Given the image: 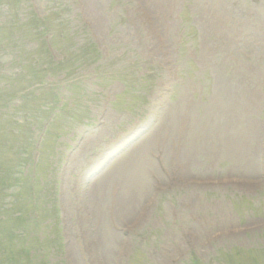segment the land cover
Instances as JSON below:
<instances>
[{
    "label": "rangeland",
    "instance_id": "obj_1",
    "mask_svg": "<svg viewBox=\"0 0 264 264\" xmlns=\"http://www.w3.org/2000/svg\"><path fill=\"white\" fill-rule=\"evenodd\" d=\"M0 264H264V0H0Z\"/></svg>",
    "mask_w": 264,
    "mask_h": 264
},
{
    "label": "trees",
    "instance_id": "obj_2",
    "mask_svg": "<svg viewBox=\"0 0 264 264\" xmlns=\"http://www.w3.org/2000/svg\"><path fill=\"white\" fill-rule=\"evenodd\" d=\"M35 22H36V29H37V31H38V33H39V35L41 36L42 39H43V37H44L46 34H50V35H51L50 31H51V29L54 30V26H53L52 23H50V22L47 20L46 17L43 18V19H42V22L39 23V24H37V20H35ZM53 44H54V43H53ZM55 44H56V43H55ZM55 44H54V45H55ZM54 48H55L57 51H59L57 45L54 46ZM85 49H86V50H85ZM82 50H83V51H80L79 53L74 54V56H75L80 62L84 61V58L87 59L88 56H91V55L94 56V55H96V49H95V47H94L92 44H90V43H89L87 46H85V48H82ZM86 52H87V53H86ZM61 53H62V55H63V58H62V59L59 61V63H58L59 68L63 69L64 65H66L68 62H70V63H68L69 66L75 64V63H72V59H71V56H69L70 53H68V51H65V52H62V51H61ZM93 54H94V55H93ZM86 56H87V57H86ZM96 56H97V55H96ZM48 58H49V57H48ZM51 62H52V61H51L50 59H48V63H51ZM80 62H79V63H80ZM58 94H59V93H56V94L54 95V97H53L54 100L56 101V103L53 102L54 105L51 106V107H49L51 113H52L54 116H55L57 113L61 112V111L63 110L64 105L67 104V103L61 104V103H62V95H61V92H60V95H58ZM60 104H61V105H60ZM53 118H54V117H53Z\"/></svg>",
    "mask_w": 264,
    "mask_h": 264
}]
</instances>
